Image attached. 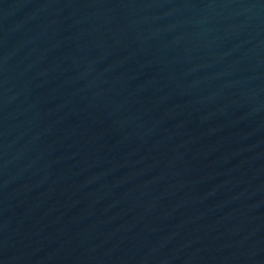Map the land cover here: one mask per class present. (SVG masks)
<instances>
[{
    "label": "water",
    "instance_id": "water-1",
    "mask_svg": "<svg viewBox=\"0 0 264 264\" xmlns=\"http://www.w3.org/2000/svg\"><path fill=\"white\" fill-rule=\"evenodd\" d=\"M0 264H264V0H0Z\"/></svg>",
    "mask_w": 264,
    "mask_h": 264
}]
</instances>
